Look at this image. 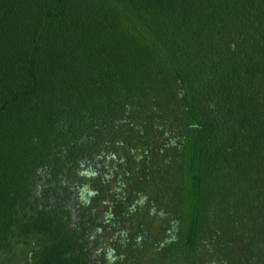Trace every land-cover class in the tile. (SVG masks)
Masks as SVG:
<instances>
[{"label": "trees", "instance_id": "16d2710c", "mask_svg": "<svg viewBox=\"0 0 264 264\" xmlns=\"http://www.w3.org/2000/svg\"><path fill=\"white\" fill-rule=\"evenodd\" d=\"M0 264H264V0H0Z\"/></svg>", "mask_w": 264, "mask_h": 264}]
</instances>
